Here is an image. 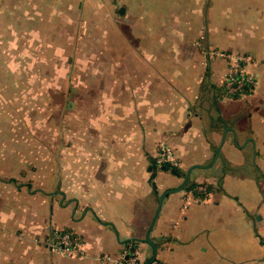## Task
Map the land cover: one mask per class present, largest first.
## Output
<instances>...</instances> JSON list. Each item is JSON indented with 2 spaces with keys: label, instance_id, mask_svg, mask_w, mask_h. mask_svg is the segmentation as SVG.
Wrapping results in <instances>:
<instances>
[{
  "label": "crops",
  "instance_id": "crops-1",
  "mask_svg": "<svg viewBox=\"0 0 264 264\" xmlns=\"http://www.w3.org/2000/svg\"><path fill=\"white\" fill-rule=\"evenodd\" d=\"M214 52L251 56L249 95ZM164 193L158 262L264 264V0H0V264L150 257Z\"/></svg>",
  "mask_w": 264,
  "mask_h": 264
},
{
  "label": "built area",
  "instance_id": "built-area-1",
  "mask_svg": "<svg viewBox=\"0 0 264 264\" xmlns=\"http://www.w3.org/2000/svg\"><path fill=\"white\" fill-rule=\"evenodd\" d=\"M215 55L225 57L228 60V71L224 80V87L228 94L245 97L249 95L257 84L254 77L246 70V65L252 60L246 54H230L224 52H214ZM155 163L158 166H168L169 169L180 168V161L176 158L173 148L164 143L156 157ZM205 185L184 190L185 196H193L196 191H206ZM186 207V205H185ZM47 247L57 250L65 255L82 256L86 255V242L80 236L71 231L60 232L55 230L45 241ZM145 250L140 246L131 245L125 249L118 258L112 255H104L102 261H109L112 264H145L148 260ZM151 264H161L157 258Z\"/></svg>",
  "mask_w": 264,
  "mask_h": 264
},
{
  "label": "water",
  "instance_id": "water-1",
  "mask_svg": "<svg viewBox=\"0 0 264 264\" xmlns=\"http://www.w3.org/2000/svg\"><path fill=\"white\" fill-rule=\"evenodd\" d=\"M190 172H191V170H189V171L187 172V175H186V178H185V182H184V184H183L180 188H178L177 190H181V189H183V188L186 186V184H187V182H188V180H189V178H190ZM164 196H165V193L162 194L161 197H160L158 209H157V211L155 212L154 216L152 217L151 222H150L149 227H148V230H147L146 235H145V239H144V240H145L149 245H151V247H152V249H153V253H152V255L148 258V260L145 262V264H151V262H152L153 260H155L156 257H157V244H156V243L153 241V239L151 238V230H152L153 225H154V223H155V220H156V217H157V215H158V211H159V208H160V206H161V204H162V201H163Z\"/></svg>",
  "mask_w": 264,
  "mask_h": 264
},
{
  "label": "trees",
  "instance_id": "trees-1",
  "mask_svg": "<svg viewBox=\"0 0 264 264\" xmlns=\"http://www.w3.org/2000/svg\"><path fill=\"white\" fill-rule=\"evenodd\" d=\"M167 168H168V166H166ZM179 168H174L172 171H174L175 173H179ZM188 187H190V186H188Z\"/></svg>",
  "mask_w": 264,
  "mask_h": 264
}]
</instances>
